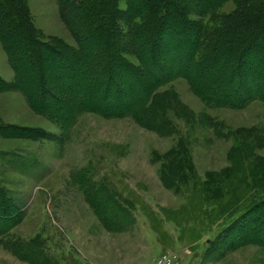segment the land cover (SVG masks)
Segmentation results:
<instances>
[{"label": "rangeland", "instance_id": "374dc122", "mask_svg": "<svg viewBox=\"0 0 264 264\" xmlns=\"http://www.w3.org/2000/svg\"><path fill=\"white\" fill-rule=\"evenodd\" d=\"M178 1L186 12L187 0ZM119 2L122 53L141 73L127 34V19L140 9ZM22 3L40 39L77 47L57 0ZM235 8L229 0L219 11ZM17 79L0 40V264H162L164 251L183 264H264V244L224 235L248 203L264 197L263 101L212 107L177 75L156 90L154 107L166 124L84 110L64 126L33 109ZM224 170L231 175L223 177ZM99 187L125 209V219L97 210Z\"/></svg>", "mask_w": 264, "mask_h": 264}, {"label": "trees", "instance_id": "16d2710c", "mask_svg": "<svg viewBox=\"0 0 264 264\" xmlns=\"http://www.w3.org/2000/svg\"><path fill=\"white\" fill-rule=\"evenodd\" d=\"M228 1L187 0L186 12L199 14L189 18L178 0H128L134 10L140 9L127 19V34L132 50L141 57V73L122 53L120 37L125 33L118 19L125 10L119 0H57L60 18L77 42L69 50L39 38L22 0H0V40L17 71L18 88L33 109L64 126L89 110L131 116L153 127L167 123L154 107L161 101L155 98L156 90L177 75L185 76L212 107H244L254 99L264 102V0H231L235 10L220 13ZM164 55L174 60L176 74ZM191 66L193 74L188 73ZM61 77L64 85L59 84ZM122 97L126 104L119 108ZM227 172L223 177L231 175ZM80 175L88 178L84 170ZM103 189L96 191L100 195L96 194L94 206L125 219V209ZM224 230L228 240L233 235L240 243L264 244V197L248 203ZM212 243L214 239L208 244Z\"/></svg>", "mask_w": 264, "mask_h": 264}, {"label": "built area", "instance_id": "2783aa9c", "mask_svg": "<svg viewBox=\"0 0 264 264\" xmlns=\"http://www.w3.org/2000/svg\"><path fill=\"white\" fill-rule=\"evenodd\" d=\"M175 259L177 260V262H179V264H183L181 256L177 253L172 254L168 251H164L159 255V260L162 264H172Z\"/></svg>", "mask_w": 264, "mask_h": 264}]
</instances>
